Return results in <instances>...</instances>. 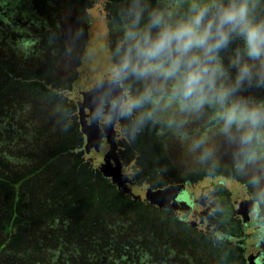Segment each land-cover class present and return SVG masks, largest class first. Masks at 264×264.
<instances>
[{
    "label": "rangeland",
    "instance_id": "1",
    "mask_svg": "<svg viewBox=\"0 0 264 264\" xmlns=\"http://www.w3.org/2000/svg\"><path fill=\"white\" fill-rule=\"evenodd\" d=\"M107 1L0 0V43L2 41L8 43L7 55L9 58L20 59L23 62L31 61L29 67L42 72L49 83L57 85L56 91L72 106L70 116L80 132L74 153L77 148L84 147L86 150L85 159L91 161L93 166L98 167L104 177L111 178L112 185L109 184L115 193L114 196L122 199L117 196L116 192L122 193L129 202L136 206V209L132 211L133 208L119 207V211L110 215L112 217L109 219L110 232L114 234V237L116 232H119L117 240L119 245H116L117 248H114V251H121L129 256L133 251L136 254L137 264H248L249 254L256 252L255 248H252L257 239L256 235H264V226L260 230L256 225L247 228L246 236L250 242H247L246 247L250 251L245 253L222 243L213 245L210 238L198 237L193 228L179 224L173 219H163L165 214L155 212L149 206V204L160 207L165 205L164 203L156 204L159 199H162L161 191L152 190L146 183L142 186L133 184L131 178L127 182L122 180V174L127 175V172L122 168L118 158L119 146L117 147L108 140V146L102 148V153L98 151L100 148L95 145L96 139L91 135L90 128L85 125L87 117L84 109L87 108L85 105L87 102L86 100L84 102L82 93L79 91L80 86L77 83L74 84V80L71 81V74L68 75L67 70H72L74 64V71H78V78H84L88 67L86 59L89 58L90 53L97 50H101L105 54L111 53L108 42L111 39L120 40L124 37V29L129 22L128 10L132 6L133 0H111L109 5L112 14V18L109 19L110 23L107 21L106 14ZM146 3L148 7H154L159 3V0H146ZM117 27L120 30L119 34ZM111 34H113L112 38ZM222 55L227 63L231 54ZM78 58L80 59L78 60ZM90 61L89 64H91ZM60 75L64 76L61 80L59 79ZM243 94L264 100V89L262 88L245 86ZM210 117L211 110H208L204 116L192 119L183 130L187 133V138H181V135L172 129L168 133V127L163 132L167 134V139L163 140L160 128H155L157 123L149 122L147 135L153 145L151 146L148 140H143L142 132L146 133V128L143 127L140 133L138 132V136L141 138L134 139L132 147L143 153L141 158L148 167L156 155L164 161L171 160V170L180 169L182 173L178 171L179 174L193 176L194 182L191 184V189L198 202L196 207L201 214L205 213L210 205L211 196L217 187L222 185L224 189H228L233 193L231 202L235 205L237 216L244 225L247 213L251 210V215L255 214L256 199L261 201V210L264 215V181H261L260 185L250 183L254 174L264 176V161H260L256 166H249L243 172L238 170L234 158V146L226 143L224 138L217 134L216 126ZM167 118L166 116L165 120ZM203 134H207L210 137V142L215 145L216 156L212 161L202 163L199 160V152L190 151V143L193 138ZM102 139L98 140L102 142ZM133 153L136 154L132 152L131 155ZM76 155L81 158L80 154L76 153ZM140 160L138 165H140ZM64 162L69 163V160ZM83 162L85 163V161ZM113 164L117 165L116 170L119 169L117 173L110 170ZM87 168L89 167L87 166ZM235 182L250 187L251 192L253 191L251 197H253L254 203H248L244 199L238 202L237 199L240 197L242 199L244 195L243 190H234ZM103 183L104 181L100 180L94 183V195L102 194L100 186ZM121 185H124L123 188ZM132 188H137L134 194L131 193ZM221 194L225 198V194ZM223 208L226 210L225 207ZM116 213L121 215L113 218ZM183 214V211H179L180 216ZM239 220H234L236 224L233 226V231H235L233 233H240ZM236 239L239 241L234 240L235 246L239 245L237 243L242 242L244 238ZM103 243L106 244V242H96L95 244L100 247V244ZM71 250L82 251V248L79 245H74ZM125 263L131 264L132 262L128 260Z\"/></svg>",
    "mask_w": 264,
    "mask_h": 264
},
{
    "label": "clouds",
    "instance_id": "2",
    "mask_svg": "<svg viewBox=\"0 0 264 264\" xmlns=\"http://www.w3.org/2000/svg\"><path fill=\"white\" fill-rule=\"evenodd\" d=\"M128 18L98 114L106 105L110 118L129 122L132 136L151 122L187 138L185 127L211 110L238 170L264 161V100L243 94L245 86L264 88V0H159L154 7L133 0ZM130 82L142 87L133 91ZM190 151L202 163L216 156L207 134L193 138ZM261 181L254 174L250 183Z\"/></svg>",
    "mask_w": 264,
    "mask_h": 264
},
{
    "label": "trees",
    "instance_id": "3",
    "mask_svg": "<svg viewBox=\"0 0 264 264\" xmlns=\"http://www.w3.org/2000/svg\"><path fill=\"white\" fill-rule=\"evenodd\" d=\"M8 48L0 43V264H137L133 251L132 258L114 251L119 232L109 229L119 207L136 206L122 193L116 198L74 153L80 132L72 106L31 61L9 58ZM97 180L101 195H94Z\"/></svg>",
    "mask_w": 264,
    "mask_h": 264
},
{
    "label": "flooded vegetation",
    "instance_id": "4",
    "mask_svg": "<svg viewBox=\"0 0 264 264\" xmlns=\"http://www.w3.org/2000/svg\"><path fill=\"white\" fill-rule=\"evenodd\" d=\"M111 0L107 1L108 6L106 7V14H107V21L109 22V19L112 18V14L110 12V5ZM114 4H117V2H114ZM127 24V23H126ZM110 25V24H109ZM115 32V30H114ZM118 34L120 33V30L117 27ZM111 34V38H112ZM123 38L114 40L111 39V41L108 42V47L111 53H107L110 55L111 60L109 62L103 63V66L107 68L109 76L113 70L114 65L117 62V58L115 56V50L118 46H120L123 43ZM80 58H78L79 60ZM87 60V71L85 77L78 78V71H74V64L72 70H67V74L70 75V78H72L71 81L74 80V84L80 81L82 86H80L79 91L82 93V96L84 98V102L86 100V109H84L85 116L87 117L85 120V125H87L91 130V135H93L92 129L95 131L94 138L98 132L101 131L103 133V139L102 142L99 144L98 151L102 153V148L108 146V140L112 141L117 147L120 148V153H118V158L120 159V164L122 168L125 169V174H122L121 178L123 181L127 182L130 178L132 179V183L136 184L138 186H142L146 183V185L151 188L152 190L161 191L162 199H159L157 201V204L164 203L163 207L157 206V205H151L149 206L153 208V210L156 212H160L165 214L163 219H173L179 224H184V226H188L191 229L195 230L196 235L201 238H210L212 240L213 245H218L219 243H222L230 248H236L239 251H242L245 253L247 250V242L248 237L246 236V230L249 227H254L255 225L259 227V230L262 226H264V215L261 210V201L256 199L255 206L256 209L254 211V215H251V210L247 213V220L245 221V224L242 225L241 220H239L237 216V209L235 205L231 202V195H233L232 192H230L228 189H224L223 186H219L216 188V190L213 192L211 196L210 205H208L205 213L201 214L200 211L197 209V200L195 195L193 194V191L191 189V184L194 182L193 176L188 177L179 173H182V170H171V160L164 161L160 157H156V155L153 157L152 161L149 164V167L144 164L142 160L143 153L138 151L137 149H134L133 141L136 138H141V136H138L139 134L136 133L135 136H132L130 132H126L125 129L128 127L129 122L127 120L117 119L116 117L110 118V113L108 107H104L103 111L98 114V109L100 108V105H102L101 98H91L88 100L85 95L84 91L86 89L84 88L86 82L89 81V71H90V65L88 59ZM94 60H92L91 63H93ZM77 65V64H76ZM77 70V69H75ZM69 71V72H68ZM64 76H59V79L61 80ZM75 78V79H74ZM81 78V79H80ZM70 82V81H69ZM84 85V86H83ZM142 87V85L134 82H130V88L131 90L135 91L137 88ZM89 94V91H87ZM92 93V91H90ZM77 108V106H75ZM78 116V115H77ZM97 120V121H96ZM96 121V122H95ZM99 127L98 129L95 128V124ZM146 128V133L142 132L144 136H142L143 140H148L152 144L151 139L147 135V128L148 123L144 126ZM153 127V126H152ZM155 127V126H154ZM160 128L159 131L161 133V138L167 139V134L163 133L168 128V125L166 123H157L155 128ZM100 129V130H99ZM170 128H168V133ZM173 130V129H172ZM93 132V133H92ZM140 133V131H139ZM83 136V134H82ZM94 143V142H93ZM76 153L80 154L83 161H85L86 165L94 170L99 175L101 174L98 167L93 166L91 161H87L85 159V148H77ZM135 152L136 154H132V152ZM118 152V149H117ZM120 156V157H119ZM152 157V156H151ZM156 158V159H154ZM141 159V160H140ZM140 160V165H138V161ZM148 161V160H147ZM115 164L111 167L112 172H118L119 169L116 170ZM179 171V173H178ZM102 175V174H101ZM103 176V175H102ZM104 179L108 180V182L112 185L111 178H107L103 176ZM244 185H241L237 182L234 184V190H243ZM251 196H253V191L251 192V189L248 185L244 186ZM221 193L225 194V198ZM248 198L247 194H244V197L241 199L238 198V202H241L243 199L247 201ZM253 198V197H252ZM255 198V197H254ZM249 199V198H248ZM236 200V199H234ZM236 200V201H237ZM225 207L226 210L223 208ZM179 211H183L184 214L182 216L179 215ZM227 211V212H225ZM237 216V217H236ZM162 217V216H160ZM234 220H239V231L240 233H233V226H235L236 222ZM238 224V223H237ZM258 231V229H257ZM257 239L256 242L252 245V248H255V253L249 254V263L248 264H264V235L258 234L256 235ZM243 237L242 242L237 243L239 245L235 246L234 240L239 241L236 238ZM244 258L247 260V258L244 255Z\"/></svg>",
    "mask_w": 264,
    "mask_h": 264
},
{
    "label": "water",
    "instance_id": "5",
    "mask_svg": "<svg viewBox=\"0 0 264 264\" xmlns=\"http://www.w3.org/2000/svg\"><path fill=\"white\" fill-rule=\"evenodd\" d=\"M89 61L90 63L92 62V60H94L93 63H91V67H90V71H89V81L86 82L84 88L86 89V91H84V95L85 97L90 100L91 98H101L103 96V94L105 93V90L107 89V79L109 77V73L107 68H105L103 66V63L105 62H109L111 60L110 55L105 54L103 51L101 50H97L95 52L90 53L89 55ZM103 78L105 80V85L103 87H100L97 85V80ZM78 85H81V82H78ZM87 91H89V94L87 93ZM90 91H92V93H90ZM104 107H107L106 105ZM103 107V109H104ZM101 108V105H100ZM105 110V109H104ZM97 121V120H96ZM95 121V122H96ZM94 122V124L96 125V123ZM96 129H98L99 127L96 125L95 126ZM100 130V129H99ZM93 136L95 135V131L92 129ZM103 133L98 132L95 136V145L96 147L99 146V144L101 143L100 138H103ZM117 182V181H116ZM124 185H121V187L123 188ZM135 190H137V188H132L131 189V193L134 194ZM243 195L247 194L248 198L246 199L248 203H254L253 199L251 197V194L249 193V191L243 186ZM157 204V203H156Z\"/></svg>",
    "mask_w": 264,
    "mask_h": 264
}]
</instances>
